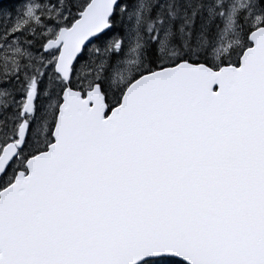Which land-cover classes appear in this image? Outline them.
<instances>
[{
	"label": "snow or ice",
	"instance_id": "obj_1",
	"mask_svg": "<svg viewBox=\"0 0 264 264\" xmlns=\"http://www.w3.org/2000/svg\"><path fill=\"white\" fill-rule=\"evenodd\" d=\"M0 264H264V0H0Z\"/></svg>",
	"mask_w": 264,
	"mask_h": 264
}]
</instances>
